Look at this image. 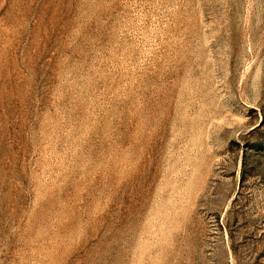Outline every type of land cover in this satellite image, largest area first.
I'll list each match as a JSON object with an SVG mask.
<instances>
[{"label":"rangeland","instance_id":"rangeland-1","mask_svg":"<svg viewBox=\"0 0 264 264\" xmlns=\"http://www.w3.org/2000/svg\"><path fill=\"white\" fill-rule=\"evenodd\" d=\"M0 264H264V0H0Z\"/></svg>","mask_w":264,"mask_h":264}]
</instances>
